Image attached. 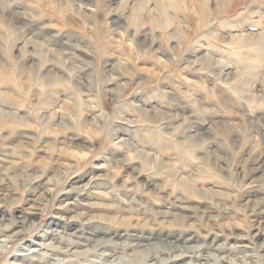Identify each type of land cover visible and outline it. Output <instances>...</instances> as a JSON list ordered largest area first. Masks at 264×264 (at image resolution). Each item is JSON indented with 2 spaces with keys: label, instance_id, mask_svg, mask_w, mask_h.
<instances>
[{
  "label": "rangeland",
  "instance_id": "rangeland-1",
  "mask_svg": "<svg viewBox=\"0 0 264 264\" xmlns=\"http://www.w3.org/2000/svg\"><path fill=\"white\" fill-rule=\"evenodd\" d=\"M95 178L75 209L111 255L66 239L22 264L158 263V234L203 242L187 262L264 264V0H0V214L35 222L0 215V264Z\"/></svg>",
  "mask_w": 264,
  "mask_h": 264
},
{
  "label": "bare ground",
  "instance_id": "bare-ground-1",
  "mask_svg": "<svg viewBox=\"0 0 264 264\" xmlns=\"http://www.w3.org/2000/svg\"><path fill=\"white\" fill-rule=\"evenodd\" d=\"M261 50V49H260ZM261 53V52H260ZM198 54V53H197ZM196 55V54H195ZM204 56V55H203ZM202 56V57H203ZM200 57V58H202ZM205 58V57H203ZM140 110V109H139ZM128 124V123H127ZM130 126V125H129ZM132 127V126H130ZM120 136L117 135L116 139H119ZM120 142H123V139L119 140V143ZM118 143V142H117ZM96 168L97 169H102L103 166L102 165H96ZM104 175V174H103ZM94 177V176H93ZM92 177V178H93ZM98 178H95V179H89L86 183L84 182V184L82 185H78V182L79 180H72V183L69 184L70 188H68V193L67 195H64V192H63V195H64V198L60 199L61 201V204L59 205L60 207H57V212L56 214H54V217H52L53 219L50 220L48 223H45V226L43 228V232L42 234L39 236L40 237V241L36 243L37 247L38 248H26V250L28 251V253L26 252H23V253H19L18 251H22L23 249H25L24 246L21 245V247L19 249H17L16 252L14 253H17L20 255L17 257V254H14L15 256V260H7V263L9 264H22L24 261H26L27 259H29L28 257H30L29 255L32 256V254H34V256H36V254H38L37 256V259L40 260L41 258H39L40 256H45L46 259H54L53 256L51 257V255H53L54 253H63V251H66V249H63V247L61 246H58L55 244L57 243L58 240H60L59 242H64L66 239H74L75 242L81 244V246H84V245H87V241H94L95 242V245L94 247H100L103 252L101 254H110V253H106L105 251L106 250H109L110 246L112 243L116 242V240H113V239H110L109 240H105L104 238H99V236L101 234H103L105 236V238L107 236H111V235H105V232L107 231V229H104L103 227H100V226H94L92 224V221L91 219L87 218L84 214V216L82 215V213H79L75 208H77V206H83L85 208H92V206H94L95 204H97V201L93 202L94 199H99V195L101 194H106V192L108 191H104L102 189H104L105 187V182L102 180V179H98ZM38 180V177L34 178V179H31L29 180V182H36ZM4 183H1L0 182V186H2ZM34 185V184H33ZM107 186V185H106ZM109 187V186H108ZM107 188V187H106ZM6 190V189H5ZM36 190V189H35ZM106 190V189H105ZM256 190V189H255ZM3 189H0V199H7L8 200V197L9 198H12L9 196H7V192L6 194L3 192ZM8 191V190H6ZM50 191V190H49ZM66 191V190H65ZM61 192V191H59ZM67 192V191H66ZM74 192V193H73ZM110 192V191H109ZM256 192V191H255ZM45 193V192H44ZM43 193L41 192V195ZM44 195V194H43ZM42 195V196H43ZM77 195H79V199H77ZM45 196V195H44ZM38 197V196H37ZM102 196H100L101 198ZM42 198V197H41ZM14 199V198H12ZM11 199V200H12ZM264 199V198H263ZM34 200V199H33ZM39 200V198H38ZM41 200V199H40ZM249 200V199H248ZM35 201V200H34ZM37 201V200H36ZM257 200H255L256 202ZM263 202V200H260V202ZM259 202V201H258ZM65 203V204H64ZM257 203V202H256ZM260 204V203H259ZM263 204V203H262ZM262 204H260L262 206ZM256 205V204H255ZM254 206V204H253ZM257 206V205H256ZM255 206V207H256ZM259 207V206H257ZM165 210H163V216H165L166 214H172V216H174V218L172 219H181V217L183 218L184 216L179 214V213H176L175 215V212L173 211H170L168 210L169 208H164ZM262 209V208H261ZM175 210V209H174ZM33 211V210H32ZM84 211V210H83ZM89 211V210H88ZM21 212V211H20ZM27 212V209L25 211V214ZM261 212V211H260ZM9 213V212H8ZM86 213V212H85ZM88 213V212H87ZM162 213V212H161ZM253 213V212H252ZM262 213V212H261ZM22 216L23 218L21 219H16V217H14V213H9L8 214V219L6 218V216L4 214H0L1 215V218L4 219L6 218V220H8V223L6 224V227L10 224V220L12 221L13 220V224H14V221L19 223L20 225H23V226H20V227H23V228H27V229H31L34 225H35V222L34 221H28L27 220V217L25 216ZM32 214H37V213H32ZM264 214V213H263ZM7 215V213H6ZM18 215V214H17ZM161 215V214H160ZM19 217V216H18ZM1 219V220H2ZM2 222V221H1ZM5 222V221H4ZM3 222V223H4ZM79 222H82V223H79ZM262 222V220L260 221ZM85 224V227L87 228V231L86 233H84L85 231H83V228H82V225ZM11 225V224H10ZM192 226V224H189ZM16 226V225H15ZM258 226V225H257ZM3 227V226H2ZM84 227V226H83ZM257 228V227H256ZM17 229V228H16ZM21 229V228H20ZM86 230V229H85ZM18 231V230H17ZM21 231V230H20ZM23 232V231H22ZM40 234V233H38ZM85 234V235H84ZM109 234V233H108ZM155 234V233H154ZM153 234V235H154ZM158 234V233H157ZM113 235V234H112ZM118 235V234H117ZM169 235V234H167ZM188 235V234H187ZM186 235V236H187ZM171 236V237H170ZM169 237H167V239H171L170 242H167L166 245L162 243L161 241V235H157V236H154L153 239L150 238L149 239H145L144 241H147V242H150L149 245L150 247H147V248H150L152 249L151 252H157L156 254L158 253H161V252H164L166 250H169V252H175V254L171 255V257H167V258H164L161 262H152L150 264H195L197 262L194 263L192 261L190 262H187L188 261V258L189 257H192L191 256V253L193 255L194 252H197V250L200 249L201 245H204L203 242L202 244H191L192 242H195L193 240H191L189 242V239L187 241V239L185 238H180L178 237L177 235H170ZM182 236V235H181ZM191 236V235H190ZM9 237V236H8ZM36 237V236H35ZM149 237V236H148ZM147 237V238H148ZM151 237V236H150ZM184 237V236H182ZM188 237V236H187ZM82 238H84L85 242L82 241ZM190 238V237H188ZM242 238V237H241ZM37 239V238H36ZM79 239V240H78ZM139 240L143 241L142 238L138 237ZM136 239V240H138ZM155 241V242H154ZM157 241V242H156ZM32 242V241H31ZM31 242H30V245H31ZM6 243V242H5ZM4 243V244H5ZM9 243V239H8V242ZM66 244V243H65ZM125 244L127 245L126 242H123V243H119V246H118V243H117V246L115 247V249L113 250L114 252H117V249H121L122 247H125ZM143 244V243H142ZM225 244V243H224ZM223 244V245H224ZM261 244V243H260ZM9 245V244H8ZM138 245V243H137ZM223 245H220L219 244V247H217V249H222L224 248ZM262 247H264V242L262 241ZM4 246V245H3ZM7 246V245H6ZM80 246V248H81ZM166 246V248H165ZM5 247V246H4ZM71 247V246H70ZM97 247V249H98ZM109 247V248H108ZM140 247L142 246H135V249H137L138 251H141L139 249H141ZM18 248V247H16ZM112 248V247H111ZM241 248V247H240ZM63 249V250H62ZM73 249V248H72ZM125 249V248H123ZM134 249V250H135ZM143 249V248H142ZM44 251V252H41V251ZM77 250V249H76ZM79 250V249H78ZM136 250V251H137ZM144 250V249H143ZM225 250V249H224ZM25 251V250H23ZM52 251V254H49V252ZM71 251V250H69ZM112 251V250H111ZM137 251V253H138ZM147 251V249H146ZM81 254L82 251H79ZM69 253V252H68ZM73 253V252H71ZM75 253V252H74ZM84 253V252H83ZM142 254V252H140ZM139 253V254H140ZM12 254V255H13ZM77 253H75L76 255ZM140 254V255H141ZM145 254V253H144ZM154 254V253H153ZM12 255H9V256H12ZM55 255V254H54ZM71 255V254H69ZM111 255V254H110ZM133 255V254H132ZM8 256V257H9ZM33 256V258H35ZM79 256H82V255H79ZM78 256V257H79ZM121 256V255H120ZM124 256V255H123ZM123 256H121L119 259L121 260H128V259H133L129 256H131L130 254L128 255L129 258H123ZM133 256H136V255H133ZM132 256V257H133ZM138 256V255H137ZM145 257H149L150 256V253H146L144 255ZM217 256V255H216ZM7 257V258H8ZM77 257V256H76ZM86 257V256H85ZM104 257V255H103ZM144 258V261H139L138 263H142V264H149L148 261H149V258ZM154 259H155V256L153 255ZM221 257V256H220ZM59 258V257H57ZM72 258V257H71ZM138 258V257H137ZM151 258V256H150ZM14 259V257H13ZM68 259V258H67ZM73 259V258H72ZM143 259V258H142ZM157 259V258H156ZM234 259V258H233ZM30 260V259H29ZM110 259H106V262H108ZM114 260V259H112ZM130 260V261H131ZM134 260V259H133ZM151 260V259H150ZM214 260V259H213ZM235 260V259H234ZM233 260V261H234ZM18 261V262H17ZM34 261V260H33ZM50 260H48L49 262ZM56 261V262H55ZM55 261L51 262V264H61L62 263V259H58L56 260L55 258ZM215 261L217 262V260L215 259ZM31 262V261H30ZM29 262V263H30ZM39 262V261H38ZM232 262V260H231ZM29 263H25V264H29ZM67 263V262H66ZM229 263V262H228ZM64 264V263H63ZM104 264V263H102ZM107 264V263H105ZM109 264V263H108ZM111 264H115L114 261L111 262ZM128 264H135L134 262H129ZM198 264V263H197ZM203 264V263H201ZM207 264V263H206ZM210 264V263H209ZM217 264V263H216ZM241 264V263H240Z\"/></svg>",
  "mask_w": 264,
  "mask_h": 264
}]
</instances>
